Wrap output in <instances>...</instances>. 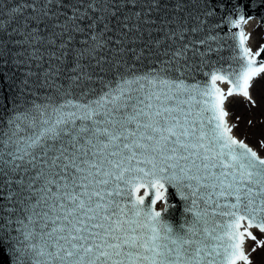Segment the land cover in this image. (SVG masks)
Returning a JSON list of instances; mask_svg holds the SVG:
<instances>
[{
	"label": "snow or ice",
	"instance_id": "obj_1",
	"mask_svg": "<svg viewBox=\"0 0 264 264\" xmlns=\"http://www.w3.org/2000/svg\"><path fill=\"white\" fill-rule=\"evenodd\" d=\"M230 3L239 64L209 84L186 78L211 64V45L152 48L161 0H0V264H264V158L234 137L226 107L256 106L264 37L253 55L242 26L264 24V0ZM153 55L159 66L139 72ZM172 190L193 216L179 229L155 210Z\"/></svg>",
	"mask_w": 264,
	"mask_h": 264
},
{
	"label": "water",
	"instance_id": "obj_2",
	"mask_svg": "<svg viewBox=\"0 0 264 264\" xmlns=\"http://www.w3.org/2000/svg\"><path fill=\"white\" fill-rule=\"evenodd\" d=\"M193 5L196 6L193 7ZM220 5H223V7ZM230 14H232L230 0H184V8L181 11L175 10V0H161V10L151 14V19L156 22L155 27L150 29L151 39L159 40V45H152V48L158 50L159 55L163 57L165 51L170 50V47H179L184 43L191 42L192 46L198 50H206L207 46L211 45L213 49V51L209 53L211 64L206 63L202 65L201 70L195 73L194 80L186 78V83H200L206 81L210 84V76H206L205 73H210L214 68H219L220 66L229 69V65L235 67L239 64V61L232 60L233 49L235 48L236 52L239 53V36L237 35L234 40L232 34L238 33L239 29L231 27L228 21ZM256 15L259 18L261 12L258 10ZM161 17L169 21L168 27L164 29V31L175 32V37L166 38L164 32L160 31L162 23ZM255 21L264 31V24L260 23L259 19ZM179 25H183V37L179 34ZM244 26L245 25L242 26L243 30ZM191 29H195V31ZM143 36L145 39H148L149 33L144 32ZM200 40L207 41V44H199L198 41ZM142 42L143 41H138V43ZM140 51V49H137V52ZM188 54L191 55V48H189ZM261 57H264V52L261 53ZM153 65L159 66L154 55L151 56L150 59L145 60V62L137 65V69L139 72H147ZM25 71L26 69L23 67L13 68L10 64L4 69L9 82H11L13 78L18 82L21 81ZM33 71H35V69H33ZM220 83L222 82L217 81V87H219ZM222 84L228 89L229 85L227 83ZM5 91L8 93L9 98H11V92L7 89H5ZM224 92L226 93V91ZM42 100L43 95L41 96V101ZM8 112H11V109H8ZM0 118H2L0 119V130H4L5 122L10 117L5 112L0 111ZM142 193L143 189H141L138 195H142ZM172 193L168 202L170 206L167 212L164 211L165 203L163 201L157 202L155 210L158 211L157 205H160V208H162V210H160L162 218L171 224L174 229H179L180 225L184 224L185 220L190 221L193 216L192 213L185 211L186 202L175 194V190H172ZM17 215H19V213H17ZM12 219L15 220L16 216H13ZM216 219L219 220L221 218L217 217ZM243 227H246V224H243L242 228ZM12 234L16 235L14 231Z\"/></svg>",
	"mask_w": 264,
	"mask_h": 264
},
{
	"label": "rangeland",
	"instance_id": "obj_3",
	"mask_svg": "<svg viewBox=\"0 0 264 264\" xmlns=\"http://www.w3.org/2000/svg\"><path fill=\"white\" fill-rule=\"evenodd\" d=\"M250 37V49L251 52H255L262 44L264 31L259 26L254 27L250 31ZM257 81H260L259 84L253 85L250 92L252 100L256 102V106H253L251 101L243 97H231L226 103L227 111L229 112L227 121L230 126L234 127L233 135L264 158V151L260 150V142L264 140V100L261 99V84H264V73ZM253 234L260 235L259 233H255V231ZM247 242L248 253L250 254L253 242L248 239ZM259 242V240L256 241V243ZM251 258L255 264L258 258Z\"/></svg>",
	"mask_w": 264,
	"mask_h": 264
},
{
	"label": "bare ground",
	"instance_id": "obj_4",
	"mask_svg": "<svg viewBox=\"0 0 264 264\" xmlns=\"http://www.w3.org/2000/svg\"><path fill=\"white\" fill-rule=\"evenodd\" d=\"M257 26V24L256 23H254V21L253 22H250L249 23V25L246 27V32H247V35H249V37H250V31H252V28H254V27H256ZM250 42H251V37H250V39L249 40H247V46L248 47H250ZM263 75V73L260 75V76H258V77H256L255 79H254V83H253V85H258L259 84V82L260 81H257L261 76ZM252 89V88H251ZM251 89H250V92H251ZM230 99V98H229ZM254 232V231H253ZM244 250H245V252H246V254H249L248 253V242H247V240H246V243H245V245H244Z\"/></svg>",
	"mask_w": 264,
	"mask_h": 264
}]
</instances>
